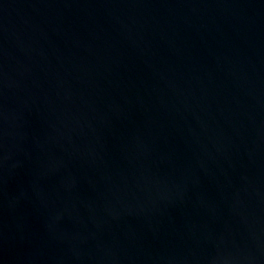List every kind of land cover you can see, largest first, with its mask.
<instances>
[{
    "label": "water",
    "instance_id": "95a60500",
    "mask_svg": "<svg viewBox=\"0 0 264 264\" xmlns=\"http://www.w3.org/2000/svg\"><path fill=\"white\" fill-rule=\"evenodd\" d=\"M0 264H264V0H0Z\"/></svg>",
    "mask_w": 264,
    "mask_h": 264
}]
</instances>
